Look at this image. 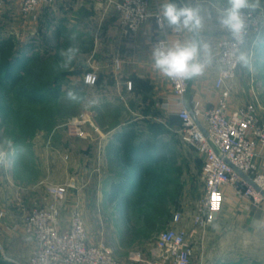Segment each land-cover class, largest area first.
I'll use <instances>...</instances> for the list:
<instances>
[{
	"label": "rangeland",
	"instance_id": "374dc122",
	"mask_svg": "<svg viewBox=\"0 0 264 264\" xmlns=\"http://www.w3.org/2000/svg\"><path fill=\"white\" fill-rule=\"evenodd\" d=\"M259 7L264 10V0H261ZM105 19L116 21L121 26L119 15L112 5L107 7L105 3L96 0H56L53 4L40 3L29 13L21 11V0L5 1V5L0 8V39L11 36L16 42L17 55L26 53L29 59L19 69L20 77L12 85L8 84L2 89L0 146L11 148L21 144L24 136H27V123L36 121L39 128L30 138H26V143L35 148L32 151L33 156L42 151L43 159L47 160V191L49 193L50 186L67 187L64 200L57 205L60 210L59 226L66 227L72 211L78 210L83 217L86 231V219L92 227L91 239L94 242L89 240L87 232L88 242L101 243L118 261H127L133 251L146 253L158 233L172 227L170 222L175 213L181 214L178 222L191 220L204 193L203 169L196 149L180 140L177 133L180 122L177 118L172 116L170 120H166V124L148 121L144 133L153 141L167 140L169 146L175 150L176 162L153 165L151 173L132 189L130 217L133 224L141 227L145 222L144 218L149 216L156 228L147 226V229L142 230V235L136 238L131 233H121L116 208L107 204L106 200L110 190L109 183L113 180L115 171H101L97 164L93 168V161L89 159L86 151L96 145L98 152L101 149L100 140L96 143L90 141L92 135L101 136V133H106L98 127L99 120H103L107 129H111L118 122L128 120L135 114H123L118 102L113 103L110 109L104 108V92L100 93L94 87H80L82 78H73L82 73L85 80L90 73L88 70L91 61L97 53L92 52L95 44L93 46L91 36L95 30L90 29L88 24L94 23L97 27ZM78 22L82 24L81 29L77 28ZM97 30L101 39L105 38L104 31ZM121 31L123 32L122 27ZM103 43L105 42L102 40L98 50L96 49L99 56L104 52ZM69 49L74 52L70 61L66 55ZM241 53L247 58V65L254 67L257 74L251 80L253 91L241 90L240 93H235V101L239 106L256 101L259 118L264 124V30L248 38L241 47ZM114 60L118 65V58ZM247 65L240 62L238 70ZM61 84L63 88L57 92ZM93 84L96 86L97 79ZM55 91L57 96H53ZM69 92H73L76 99L70 98ZM143 113L150 118L155 111L143 109ZM159 117L162 118L161 115ZM27 118L30 121H26ZM38 159L41 160L39 157ZM95 161L99 162L97 157ZM61 165L62 169L59 168ZM58 178L62 179V184H56ZM76 181L80 184L78 189ZM52 203L53 198L49 194L44 205L13 206L15 209L20 208L23 213L19 223L31 239L25 231L23 217L33 209L48 208ZM3 215L0 209L1 219ZM67 218L68 222L63 226L62 222ZM6 252L16 255L10 248Z\"/></svg>",
	"mask_w": 264,
	"mask_h": 264
},
{
	"label": "crops",
	"instance_id": "0c3cea01",
	"mask_svg": "<svg viewBox=\"0 0 264 264\" xmlns=\"http://www.w3.org/2000/svg\"><path fill=\"white\" fill-rule=\"evenodd\" d=\"M165 2H169V0H150V12L154 14L158 10L161 11V6ZM171 2L178 5H199L202 16V28L198 33L189 32L186 29L177 31L165 24L172 46L178 43H189L193 40L206 43L208 51L207 54L201 53V60L207 58L210 61L201 75L188 79V89L181 101L174 97L169 77L162 75L154 68L152 50L157 45L161 33L157 29L153 16L149 17L137 32L127 35L121 31V26L116 21L105 19L97 27L94 23L88 24L90 29L95 30L91 36L93 46L95 44V49L92 52L97 53L94 54L95 57L91 61L88 71L96 76L97 84L94 86V84L86 83L82 73L73 78H82L79 83L80 87H94L98 88L100 93L104 92L106 95L104 108L110 109L113 103L118 102L123 109V114H128V112L135 114L128 120L118 122L111 129H107L105 122L99 120L98 127H101L106 133H101V136L92 135L90 141L96 143L100 140V143L102 142L101 149L98 152L96 145L86 151L89 159L93 161V168L97 164L101 171L107 172L110 169L115 171V176L109 183L110 190L114 182H124L122 163L115 159L114 147L125 146L129 139L139 146L143 145L145 140H149L151 150H154V147L161 141L166 142L169 146L167 140L153 141L144 133L148 121L149 123L166 124V120H170L172 116L179 120L177 110L182 103L191 107L195 100H199L203 108H209L215 104L219 94V90L214 86L215 78L219 72L214 47L216 41L222 36L219 17L228 6V0H171ZM77 28L81 29L82 24L78 22ZM97 29L104 31L105 38L101 39V35L96 32ZM102 40L105 42L103 43L104 52L99 56L97 50ZM117 58L118 65L114 60ZM256 74L254 67L248 65L244 68L242 66L238 70L232 81L230 96L232 109L239 106L235 101V93H240L241 90L253 91L251 80ZM128 82H131V87H128ZM60 88H63V84L59 85L57 91H60ZM143 109H151L155 113L151 114L149 118L144 115ZM94 111H92L93 114ZM122 112H120L121 116H123ZM160 115L162 118L159 117ZM37 125L33 129H26L27 136H24L22 143H19L18 146L11 148L0 146L7 153L5 162L0 164V209L4 213L2 219L0 218V255L13 264L28 262L34 247L33 240L24 233L22 225L19 223L23 213L20 208L15 209L13 206L44 205L49 199L47 160L43 159L42 151L36 152L33 156L32 151L35 148L26 143V140L39 128ZM197 154L203 168L204 155L198 152ZM96 157L99 162L95 161ZM160 163H153V165ZM72 167H76V165H72ZM59 168L62 169V165ZM56 180V184H62V179ZM136 184L138 183H134L133 179H130L125 185V190L130 194L128 216L131 225L134 226V228L131 227V230H134L133 233L131 232V236L135 238L140 237L142 230L148 228L145 222L141 227H137L130 217L132 189ZM79 185V182L76 181L77 189ZM224 195L221 212L214 223L206 229L194 226L193 216L188 222H175L173 218L170 222L173 228L182 227L189 231V242L193 250L192 264H264V194L253 188L250 198L236 193L234 195L229 189L224 190ZM106 200L107 204L114 205L116 208L115 202L110 201L109 198ZM67 222L68 218L62 222L63 226ZM86 226L89 240L94 242L91 239L92 227L88 225L87 219ZM7 248L14 250L16 257L11 252H6ZM149 249L148 247L146 253ZM8 255H12V257Z\"/></svg>",
	"mask_w": 264,
	"mask_h": 264
},
{
	"label": "built area",
	"instance_id": "2783aa9c",
	"mask_svg": "<svg viewBox=\"0 0 264 264\" xmlns=\"http://www.w3.org/2000/svg\"><path fill=\"white\" fill-rule=\"evenodd\" d=\"M5 1L0 0V8ZM55 1L21 0V11L29 13L40 3L53 4ZM96 1L107 7L112 5L126 34L137 32L153 16L161 33L157 44L172 46L161 11L152 14L150 0ZM242 18L241 39L234 38L222 27V36L214 47L219 65L214 81L219 90L215 104L203 108L201 102L195 100L191 107L182 103L177 110L179 137L205 158L202 168L204 193L193 215L194 226L202 229L216 220L223 207L225 189L245 198H250L254 186L259 188L258 192H264V124L259 118L258 104L255 101L234 109L230 107L232 81L241 62V47L248 38L264 30V10L261 7L244 9ZM169 79L174 97L181 101L188 89V79ZM95 80L94 74L86 75L87 83L93 84ZM66 192L64 185L50 186L53 203L48 208L33 209L23 217L25 231L35 242L28 264H192L189 231L182 227L160 231L148 253L136 250L127 261H118L105 245L88 242L84 220L78 210L72 211L66 227L59 226L58 206ZM180 219L181 214L175 213L173 220L178 222Z\"/></svg>",
	"mask_w": 264,
	"mask_h": 264
},
{
	"label": "clouds",
	"instance_id": "9594fccd",
	"mask_svg": "<svg viewBox=\"0 0 264 264\" xmlns=\"http://www.w3.org/2000/svg\"><path fill=\"white\" fill-rule=\"evenodd\" d=\"M261 0H228V7L224 9L219 17V23L226 28L234 38L241 39V34L244 29V21L242 18V10H255L260 6ZM199 5L191 4H176L174 2H165L161 6V15L164 23L169 28H174L177 31L188 30L189 32L198 33L202 28V16L200 14ZM208 45L196 40L189 43L176 44L167 46L163 43L157 44L152 50V59L154 68L162 75L176 79H191L203 73L205 67L210 62L207 58L201 60V53L207 54ZM74 52L68 50L66 54L68 60L73 58ZM240 61L248 64L247 58L241 53ZM90 82V81H89ZM69 97L76 99L73 92L68 93ZM11 144V141H8ZM7 158V153L0 147V164L4 163ZM214 208L217 205L214 203Z\"/></svg>",
	"mask_w": 264,
	"mask_h": 264
},
{
	"label": "trees",
	"instance_id": "16d2710c",
	"mask_svg": "<svg viewBox=\"0 0 264 264\" xmlns=\"http://www.w3.org/2000/svg\"><path fill=\"white\" fill-rule=\"evenodd\" d=\"M17 52L16 42L11 36L0 39V102L2 100V89L8 84L12 85L20 77L18 71L29 59L26 53L18 56ZM57 92H52L54 93L53 96H57ZM28 120L30 121L29 118L26 119V121ZM36 125L37 122L33 120L27 123L26 127L27 129H33ZM142 144L140 146L135 145L132 139H129V141H126L125 146L121 148L114 147L113 149V154L116 155L115 159L122 163L124 182H114L108 192V198L116 203L117 220L120 223L123 235H128L134 231L131 230V227L134 228V226L131 225L128 216L130 194L125 190L127 181H130V179H133L134 183L143 181L145 176L151 173L153 163L176 162V153L166 142H159L154 150H151L149 140H145ZM144 219L147 226L155 227V223L149 216ZM0 264L13 263L6 261L0 255Z\"/></svg>",
	"mask_w": 264,
	"mask_h": 264
},
{
	"label": "water",
	"instance_id": "95a60500",
	"mask_svg": "<svg viewBox=\"0 0 264 264\" xmlns=\"http://www.w3.org/2000/svg\"><path fill=\"white\" fill-rule=\"evenodd\" d=\"M253 186H254V185H253ZM254 187H255V189H256V190H259V188H258V187H256V186H254ZM261 193H264V192H263V191H261Z\"/></svg>",
	"mask_w": 264,
	"mask_h": 264
}]
</instances>
